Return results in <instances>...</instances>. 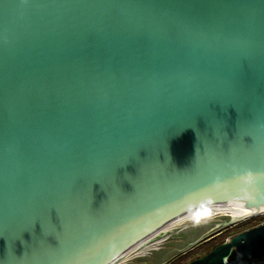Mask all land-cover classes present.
<instances>
[{"label":"water","instance_id":"water-1","mask_svg":"<svg viewBox=\"0 0 264 264\" xmlns=\"http://www.w3.org/2000/svg\"><path fill=\"white\" fill-rule=\"evenodd\" d=\"M262 211L264 0H0V264L210 220L131 259L161 264ZM232 250L264 264V222L184 264Z\"/></svg>","mask_w":264,"mask_h":264},{"label":"rangeland","instance_id":"rangeland-1","mask_svg":"<svg viewBox=\"0 0 264 264\" xmlns=\"http://www.w3.org/2000/svg\"><path fill=\"white\" fill-rule=\"evenodd\" d=\"M255 216V215H254ZM264 219V213L262 215H258V216H255V217H248V218H244V219H241L240 221H236V222H233V224L229 227H222L221 229H219L217 232L219 233L220 232H224L225 230H227L229 233H231V231H233V229H230L236 225H240L242 223H245L247 221L251 222V224H255L257 222H259L260 220ZM208 222H210V220L206 219V220H201V221H198V222H193V223H190V224H187V225H184V226H178L174 229H172L170 232H168L162 239L160 240H157V241H153L149 244H143L141 245L140 247H138V249L133 253H130V254H127V255L122 258L120 261H118L116 264H140V263H145V262H149V260H144V261H137V260H131V259H134V258H139V257H148L150 258L152 256V253L151 252H148L150 250H153V251H160L159 249H162V247H165L164 249H171V250H176V246H160L164 243H168V242H175L177 243V238H174V239H168L166 240L171 234H173L175 231H178V229H185L187 227H192L193 225H197V224H207ZM264 222V221H262ZM261 222V223H262ZM228 232H225V233H228ZM224 235V234H223ZM214 236V234L212 235ZM217 236V234L215 235ZM221 236H219L218 238H214V240H210L208 242H206V244H204L200 249L197 250V246L199 247V245L202 243H198L196 245H192V246H189L188 248L182 250L181 252L177 253L171 260H175L179 257H182L183 254H186L187 252H189L191 249H195V252L197 251H201L203 249H208L210 248L211 246L217 244V242L220 240ZM165 240V241H164ZM151 244V245H150ZM154 244V245H153ZM181 244V243H180ZM169 247V248H168ZM197 250V251H196ZM139 251V252H138ZM193 254H187L186 256L187 257H191ZM185 256V257H186ZM179 261V260H178ZM169 263V262H168ZM168 263H165V264H168Z\"/></svg>","mask_w":264,"mask_h":264},{"label":"trees","instance_id":"trees-1","mask_svg":"<svg viewBox=\"0 0 264 264\" xmlns=\"http://www.w3.org/2000/svg\"><path fill=\"white\" fill-rule=\"evenodd\" d=\"M262 221H264V219L260 220L259 222L255 223V224H251V222L247 221V222H245V223H242V224H240V225H236V226L230 228V229H233V231H231V233H229L227 230H225L224 232H222V233H220V234H217V236H215V235H214V236H211V237H209L207 240L203 241V242L199 245V247L197 246V247H196L197 250L200 249L204 244H206V242H208V241L214 239L215 237L221 236V238H220V240L217 242V244L211 246V247L208 248V249H203V250H201V251H197V250H196L197 252H195V249H191V250H190L189 252H187L186 254H183L182 257H179V258H177V259H175V260L169 262L168 264H184L185 262H188V261H190V260H193V259L199 258V257L205 255L206 253H208V252H209L214 246H216V245L222 243L224 239H226V238H228V237H230V236H233V235H235V234H237V233H239V232H241V231H243V230H245V229H248V228H251V227H253V226H255V225H258V224L261 223ZM225 232H228V233H225ZM223 234H224V235H223ZM187 254H193V255H192L191 257H187V256H186ZM185 256H186V257H185ZM178 260H179V261H178Z\"/></svg>","mask_w":264,"mask_h":264},{"label":"built area","instance_id":"built-area-1","mask_svg":"<svg viewBox=\"0 0 264 264\" xmlns=\"http://www.w3.org/2000/svg\"><path fill=\"white\" fill-rule=\"evenodd\" d=\"M262 262L264 263V257L262 258ZM225 264H256V261L248 259L244 257L242 254L236 252L235 250H232V253L229 256V258L226 260Z\"/></svg>","mask_w":264,"mask_h":264},{"label":"bare ground","instance_id":"bare-ground-1","mask_svg":"<svg viewBox=\"0 0 264 264\" xmlns=\"http://www.w3.org/2000/svg\"><path fill=\"white\" fill-rule=\"evenodd\" d=\"M263 213H264V211L259 212V213H256V214H252V215H249V216H246V217H243V218H241V219L248 218V217H251V216H254V215L263 214ZM241 219H239V220H237V221H240ZM235 222H236V221H235ZM149 243H151V242H149ZM149 243H146V244H149ZM150 245H151V244H150ZM153 245H154V244H153ZM138 247H140V246H138ZM138 247H135V248L129 250L128 252H126L123 256L120 257L119 260H117L116 262L114 261V264H116L118 261H120L122 258H124L127 254H130V253H132V252L134 253V252L138 249ZM138 252H139V251H138ZM127 257H128V255H127Z\"/></svg>","mask_w":264,"mask_h":264},{"label":"crops","instance_id":"crops-1","mask_svg":"<svg viewBox=\"0 0 264 264\" xmlns=\"http://www.w3.org/2000/svg\"><path fill=\"white\" fill-rule=\"evenodd\" d=\"M178 230H180V229H178ZM218 234V233H217ZM214 235H216V233L214 234ZM219 237V236H218ZM218 237H216V238H218ZM229 238V237H228ZM177 240V243L176 244H180V243H183V241L181 240V239H176ZM212 240H214V239H212ZM175 243V242H174ZM171 247V246H170ZM165 247H162V249L163 250H165L164 249ZM169 248V247H168ZM159 252V251H158ZM175 256V255H174ZM174 256H172L171 258H169L168 260H166L165 262H163V263H161V264H165V263H168V262H170V260L174 257ZM149 259H152V257H150ZM145 263H148V264H153L151 261H149V262H145Z\"/></svg>","mask_w":264,"mask_h":264},{"label":"flooded vegetation","instance_id":"flooded-vegetation-1","mask_svg":"<svg viewBox=\"0 0 264 264\" xmlns=\"http://www.w3.org/2000/svg\"><path fill=\"white\" fill-rule=\"evenodd\" d=\"M217 233H218V232H217ZM217 233H216V234H217ZM220 233H222V232H220V231H219V233H218V234H220Z\"/></svg>","mask_w":264,"mask_h":264}]
</instances>
